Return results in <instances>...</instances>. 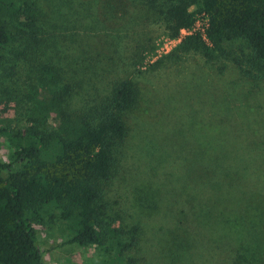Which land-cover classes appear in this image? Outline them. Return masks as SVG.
Returning <instances> with one entry per match:
<instances>
[{
  "label": "rangeland",
  "instance_id": "374dc122",
  "mask_svg": "<svg viewBox=\"0 0 264 264\" xmlns=\"http://www.w3.org/2000/svg\"><path fill=\"white\" fill-rule=\"evenodd\" d=\"M31 1L36 55L63 70L71 111L91 114L113 81L137 88L103 201L124 239L135 234L132 264H264V70L246 66L245 42H226L229 57L214 61L157 62L176 42L139 0ZM25 46L0 59V129L15 126L12 98L33 82L32 52L10 53ZM11 156L0 134V161ZM64 224L33 222L44 264H105L95 248L63 245Z\"/></svg>",
  "mask_w": 264,
  "mask_h": 264
},
{
  "label": "trees",
  "instance_id": "16d2710c",
  "mask_svg": "<svg viewBox=\"0 0 264 264\" xmlns=\"http://www.w3.org/2000/svg\"><path fill=\"white\" fill-rule=\"evenodd\" d=\"M139 1L156 14L170 40L193 27L199 16L208 18V42L199 32L183 36L157 62H179L190 53L208 61L226 58L224 44L240 39L250 49L246 66L264 70V0ZM40 13L31 0H0V59L9 46L23 41L24 50L10 53L18 59L31 51L33 73V82L12 98L15 126L10 122L0 129L12 149V161H0V264H44L33 222L44 224L56 217L68 230L63 245L95 248L109 264H132L135 234L124 239L125 232L107 216L103 201L116 151L127 136L125 116L138 102L137 88L128 79L113 81L91 114L71 111L67 101L73 86L58 65L36 55ZM250 71L245 74L250 76Z\"/></svg>",
  "mask_w": 264,
  "mask_h": 264
},
{
  "label": "built area",
  "instance_id": "2783aa9c",
  "mask_svg": "<svg viewBox=\"0 0 264 264\" xmlns=\"http://www.w3.org/2000/svg\"><path fill=\"white\" fill-rule=\"evenodd\" d=\"M207 27H208V18L206 16H199L193 27H191L190 29H182L180 32V37L177 40H171V41H175L177 44L183 36L190 35L195 32H199L203 40L208 42L205 33Z\"/></svg>",
  "mask_w": 264,
  "mask_h": 264
}]
</instances>
